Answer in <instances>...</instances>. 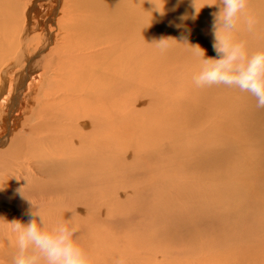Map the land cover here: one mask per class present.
<instances>
[{
  "label": "bare ground",
  "instance_id": "obj_1",
  "mask_svg": "<svg viewBox=\"0 0 264 264\" xmlns=\"http://www.w3.org/2000/svg\"><path fill=\"white\" fill-rule=\"evenodd\" d=\"M9 1L0 0V26L9 29L7 41L0 39V132L5 133L0 135V187H4L0 202L9 199L15 203L16 190L28 181L25 190L35 189L41 194L40 200L33 202L42 205L43 212L66 211L69 203L71 207L79 204L75 199L88 201L95 196L88 191L91 182L98 186L100 182L93 181L116 179L128 171L137 176L153 173L150 178L145 174L149 178H144L147 188L138 187L142 189L139 194L146 191L149 196L158 187L157 176L163 178L167 171L160 166L170 162L172 155V164L178 162L180 167L196 160L201 177H195V181L202 183L198 198H213L244 209L243 221L252 223L260 233L256 236L259 245L249 249L248 260L264 264V206L254 204L264 202V108H256L254 97L239 89L224 85L196 87L192 77L199 64L187 44L172 42L165 51L152 44L161 37L187 36L190 43L205 49L207 56H215L211 14L218 8L205 6L197 19L184 21L189 35L174 25L180 23L182 14L191 15V0L179 4L178 0H166L164 15L153 12L152 16L148 12L152 9L150 0H72L68 26L58 23L37 48L28 27L29 9L35 2H28L21 13L22 7ZM18 1V5L25 4V0ZM249 11L259 17L257 30L248 33L241 22L236 35L247 41L250 51L264 50V0H249ZM52 20L47 19V23L54 24ZM11 71L19 78L13 98L8 99L5 93L7 82L13 78ZM193 92L199 101L190 111ZM177 98L184 100L189 113H180L184 102ZM213 98L215 101L210 100ZM236 102L239 109L229 112ZM231 122L240 135L233 132L234 125L228 126ZM243 125L247 128L241 129ZM232 178L237 182L233 189L222 190L221 185L227 187ZM164 185L161 187L165 190L170 187ZM241 189L248 190L247 199L240 196ZM48 193L55 197L66 193V198L64 195L48 201L43 198ZM89 203L94 207L92 200ZM117 205L115 202V208ZM15 207V217L0 216L28 222L25 212L29 204L24 205L20 199ZM2 237L6 243H0V264H12L14 248L7 236ZM257 254L262 257L257 258ZM220 260L221 256L211 257L205 262L216 264Z\"/></svg>",
  "mask_w": 264,
  "mask_h": 264
},
{
  "label": "rangeland",
  "instance_id": "obj_2",
  "mask_svg": "<svg viewBox=\"0 0 264 264\" xmlns=\"http://www.w3.org/2000/svg\"><path fill=\"white\" fill-rule=\"evenodd\" d=\"M30 1L32 0H25V4L23 3V5L22 3L18 5L19 3L18 0H11L9 1V3L12 6L15 5L22 7L21 8L22 9L21 13H22L24 11V6ZM33 1L35 2V4L31 6V9H29L30 15L28 14V27H29V31L31 32L30 33L31 37L33 38L34 42H36V45L34 46L38 48L40 47L38 43L40 44L42 43L43 39H45V35L47 31L50 32L54 30V27L59 25L58 23H62V22L63 23L66 22V25L68 26L67 19L69 18L68 16L72 11L73 1L72 0H33ZM21 16L22 17L20 21L23 27L25 20L23 18V15ZM50 18L53 19L52 23L54 24L47 23V19ZM0 31H1L0 39L2 40V42L7 41L6 39L9 29H7V27L4 28L3 26H0ZM59 32L61 31L59 30ZM54 45L55 44L49 46L50 48L48 50L50 51ZM48 50L47 53L49 52ZM15 71L17 70H14V72ZM11 72L13 78H10L12 81L11 80H10L11 82L8 81L9 84L7 82L6 85L7 91L5 93L6 98L8 99L13 98L17 90L16 84L19 78V76L16 77V74L13 71ZM8 89L9 92H11L10 94L8 92ZM177 99L181 103L184 102V100L182 99L179 98ZM210 100L215 101L214 98ZM24 101H25V95H24ZM198 101L199 99L197 98L196 94H194L193 92L189 98L188 109L190 111L193 110L196 107ZM184 104L185 102L183 103V106L180 110V113L183 115L189 113L188 111H185ZM239 106L240 103L236 102L228 110L229 112L235 111L239 109ZM17 109L14 112L15 115L13 114L12 120H14L18 114L19 108ZM222 112L223 109L222 111L221 110L218 111L216 115H219ZM233 125H234L233 132L240 135L241 133L236 130L235 124H232V122L228 124L229 127ZM244 128L247 127L243 125L241 129ZM3 133L4 132H0V135L3 136L5 134ZM10 133L12 134V131ZM10 133L8 135H11ZM260 138H262L261 135ZM172 158L173 155L170 158V162H163L164 163L162 164L163 166L162 165L160 166V169L165 167L167 169V171H165V174L163 175V178H161L160 175H158L155 181V184L158 186L157 188L159 190H162L160 192L159 191L156 192L158 189L155 188L156 190L153 189V192L151 193L152 195L147 196L146 191H142V193L143 192L145 193V194L143 193L144 196L142 195V193L139 194V190L141 191L142 189L138 187L147 184L146 181H144V178L145 180L149 179L151 177L150 175H153V173L151 174L147 172L148 175L146 173H144V175L142 174L138 175L140 176L139 178L137 174H131L132 172L128 171L123 175H120L121 177L119 176L116 179L103 177L98 181H93L94 183H99V182L103 183V186L102 184L99 183L98 186L94 185L95 186L94 187L93 183L91 182L92 185L90 184V186L88 187V191L89 193H93V195L95 196L92 197V195L90 194L91 195V198L89 199L90 201L89 200L82 201V199H75L79 201V204H77L76 207H74L75 205L73 203H72L73 207H71V203L68 204L70 208L68 206H65L67 215L68 214L71 215L70 213H73L72 216L74 217L78 227L77 238L81 242L83 237L81 243L85 242L83 243V246L89 250L92 256V264H118V262H120V264H138L139 261L141 264H207L210 262H205L206 260L210 259L211 257L215 258L220 256L222 257V260L215 262L216 264H223V263L244 264L243 260H245V264L249 262L248 253H250L249 252L250 250L256 249L254 248L256 245H259V238L257 237H259L260 233L256 231V228L252 223H247L243 221L242 213L244 214L245 210L230 205L229 203L227 205V204H222V202H215L213 198H207V200L199 199L198 188L202 185V183L199 182L198 180L197 182L195 181V177L196 178L201 177L200 172H198L197 169L198 168L197 161L193 160V163L186 164L185 166H183L182 161H180V164L182 165V167H180L178 165V162H176V164L175 162L174 164H172L173 163L171 162ZM246 160L247 158H245V161ZM259 167L260 166H257L256 168ZM168 173L169 175H166ZM145 174L148 177L149 176L150 177L149 178L145 177ZM239 174H242V172H239ZM34 181H36V179ZM113 182L115 185L113 184ZM236 183H237L236 180L232 178V180H230L228 183L229 185L227 184L228 185L227 187L221 185V189L222 190L233 189L232 186H234ZM164 184H168L170 187L171 186L172 187L166 188L167 190H165L164 189L165 187L164 188L161 187ZM163 189L165 190V192ZM26 191L27 190H25L26 195L28 196L30 195L31 199L33 198L36 199V200L33 199V201L40 200L41 194L37 190L31 189L29 190L30 192L29 191L26 192ZM130 191L131 194H128L130 193ZM241 191L242 192H240V196L246 197L247 199L248 190L244 192V189H241ZM37 192L38 194H36ZM183 192H185V194L182 195ZM132 193L134 194L132 195ZM158 193L162 195H158ZM163 193L166 195H164ZM178 193L180 195H178ZM64 195L66 198V193L57 195L56 197L53 196L52 193H48V196L43 198H45V200L48 201L49 200L57 201L58 199H61V197L64 198L63 197ZM160 196H161V200L159 201ZM162 196L164 197L163 199ZM165 196H167L168 198L165 199L166 198ZM16 197L17 199L15 198V200H17L18 202L16 201L15 203L9 201V199L0 202V214L6 216L9 219L13 218L15 217V215L18 214L17 207L15 206H19L20 199L22 202L24 201V205L28 204V202L22 199L19 196V194H17ZM136 197L138 198L136 199ZM144 197L147 198L143 199ZM94 198H97L98 201L100 200L99 201L100 204L98 201H96V199L94 200ZM196 198L198 199V202H196L197 201ZM109 199L112 201H110ZM157 199L159 202H157ZM91 200L94 203V207L97 206L96 208H94L92 204L90 206L89 202H91ZM252 200L254 201L253 196H252ZM102 201L104 203H102ZM129 201L132 203V205H130L131 203H129ZM115 202L116 204H118L116 208H115ZM211 202H215L216 205L215 206L211 205ZM84 203L87 205L86 207L84 206ZM96 203L99 205H97ZM159 203L160 205L161 204L162 205L160 206ZM254 204L264 206V202L257 203L256 201V203ZM69 210H71V212ZM88 210H92L93 212H89ZM97 210L100 212H98ZM59 211L65 213V215L61 214ZM59 211L57 209H54V210L45 211L44 213L50 216L52 219L65 218L66 211H64V208ZM155 230L157 231V233L155 232ZM80 236L82 237L80 238ZM3 242L6 243V240L3 239L2 235H0V243ZM234 247L240 252L241 255H239L238 251L235 254L236 249ZM241 249L242 251L243 250L245 251L241 252ZM255 256L257 258L262 257V255L260 254L259 255L257 254ZM256 257L255 259H257ZM224 258L229 259V261ZM239 258L241 259L238 261L237 259ZM134 260L136 261L134 262ZM258 262L260 261L253 260L250 261L249 263L258 264Z\"/></svg>",
  "mask_w": 264,
  "mask_h": 264
},
{
  "label": "clouds",
  "instance_id": "obj_3",
  "mask_svg": "<svg viewBox=\"0 0 264 264\" xmlns=\"http://www.w3.org/2000/svg\"><path fill=\"white\" fill-rule=\"evenodd\" d=\"M151 13L164 15L166 0H150ZM183 0H178V4ZM200 5L199 7L197 5ZM205 6H216L211 31L215 56H207L199 44L189 42L187 36L180 39L161 37L152 42L161 51L172 46V42L187 44L193 58L198 62V71L192 79L196 87L224 85L249 93L255 99L256 108H264V50L250 51L247 41L237 37L238 25L242 22L248 33H255L259 17L249 11V0H218L217 3H202L191 0L193 12L185 13L174 26L190 35V29L183 23L197 19ZM27 181V180H26ZM25 185L16 190L29 204L25 214L28 222L21 219H7L0 216V235L7 236L14 248L12 264H92L88 249L77 238L78 227L74 217L52 219L25 193ZM4 187H0L3 190ZM120 264V262H118Z\"/></svg>",
  "mask_w": 264,
  "mask_h": 264
}]
</instances>
